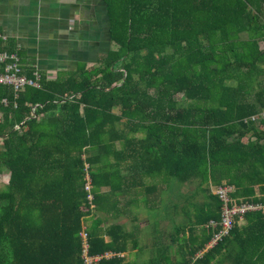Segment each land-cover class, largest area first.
<instances>
[{
    "label": "trees",
    "instance_id": "1",
    "mask_svg": "<svg viewBox=\"0 0 264 264\" xmlns=\"http://www.w3.org/2000/svg\"><path fill=\"white\" fill-rule=\"evenodd\" d=\"M105 1L114 47L96 66L40 73L17 92L0 84V264H82L83 217L109 209L101 187L125 190L134 174L160 175L167 194L142 201L170 225L146 263L264 264L261 210L206 248L221 217L213 186H232L230 204H264V117L244 121L264 107V0ZM111 228L121 233L110 240L88 231L90 254L125 249V231Z\"/></svg>",
    "mask_w": 264,
    "mask_h": 264
},
{
    "label": "crops",
    "instance_id": "2",
    "mask_svg": "<svg viewBox=\"0 0 264 264\" xmlns=\"http://www.w3.org/2000/svg\"><path fill=\"white\" fill-rule=\"evenodd\" d=\"M106 6L105 0H0V33L7 37L0 44L17 53L26 75L32 70L34 76L42 73L53 79L76 72L80 66L94 67L98 58L114 47ZM133 177L127 181L125 190L109 191L101 187L103 193H108L109 209H93L83 217L82 226L87 231L98 226L105 240H110L121 232L111 228L108 236L106 228L121 225L125 231V249L108 252L122 257L127 264H148L156 234L153 228L160 227V222H154V211L147 209L142 201L160 196L164 199L167 194L160 175L140 178L134 174ZM153 184L156 191L147 193L145 187ZM172 249L170 259L174 262L180 259L181 252L179 246Z\"/></svg>",
    "mask_w": 264,
    "mask_h": 264
},
{
    "label": "built area",
    "instance_id": "3",
    "mask_svg": "<svg viewBox=\"0 0 264 264\" xmlns=\"http://www.w3.org/2000/svg\"><path fill=\"white\" fill-rule=\"evenodd\" d=\"M7 39L6 35L0 33V43L5 42ZM0 84H6L12 86L15 92L23 89L25 85H37L38 75L35 78L28 77L21 66L19 57L15 51L0 49ZM1 103L6 105V98L1 99ZM264 117V107L263 109L255 114H251L244 119V121L252 120L257 121L259 118ZM85 189H90V178L89 175L85 176ZM232 191V186L229 184H223L216 186L214 188V193L218 196L221 201V217L218 222L210 220L208 224L211 226H216L217 230L213 232L210 240L206 244V248L212 247L217 244L224 236H226L233 225L235 217H241L245 212L249 210H261L264 212V204L238 201L237 203L230 204V193ZM89 200L92 199V195L89 193L87 195ZM81 237V258L82 264H96L102 257H110L111 252L105 251L104 253H89V243H88V231L84 226H82L79 231ZM201 252L196 254L200 256ZM195 258L192 259L188 264H194Z\"/></svg>",
    "mask_w": 264,
    "mask_h": 264
},
{
    "label": "rangeland",
    "instance_id": "4",
    "mask_svg": "<svg viewBox=\"0 0 264 264\" xmlns=\"http://www.w3.org/2000/svg\"><path fill=\"white\" fill-rule=\"evenodd\" d=\"M178 96H180V98H182L181 97V95H178ZM7 177H8V174H7V171L6 170H4L1 174H0V188H3L4 187V185L6 184V182H7ZM193 188V183H184V184H182V186H181V191H183L184 193H189L190 191H191V189ZM214 186L212 187V190L214 191ZM197 199H202V196L201 195H197ZM143 209V207H141V210ZM181 217H182V214L181 213H179L178 214V216H177V220L179 221V220H181ZM159 228L162 230H164L163 231V233L161 234V238L163 239V240H166V241H169V236H168V232L170 231V225H169V223H168V220L167 219H162L161 221H160V227H155V228H153V230H154V232H157V231H159ZM151 236H152V233H151ZM174 246H177V243L174 245ZM220 264H230L228 261H226V260H224V261H222Z\"/></svg>",
    "mask_w": 264,
    "mask_h": 264
}]
</instances>
